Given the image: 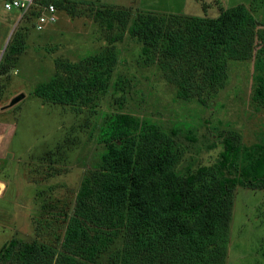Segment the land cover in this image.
<instances>
[{"label": "rangeland", "instance_id": "374dc122", "mask_svg": "<svg viewBox=\"0 0 264 264\" xmlns=\"http://www.w3.org/2000/svg\"><path fill=\"white\" fill-rule=\"evenodd\" d=\"M68 1L36 0L38 7L23 16L0 14L12 26L0 53V122L16 125L13 138L0 130V264L2 248L16 238L63 255L70 224L80 216L82 184L102 170L108 153L103 132L120 117L138 130L167 135L178 151L179 176L215 167L228 141L243 160V168L229 170L232 176L264 151L255 150L264 145V0ZM50 4L56 21L39 32L37 12ZM240 5L251 24L208 69L201 62L209 59L207 50L168 67L171 55L146 54L130 32L139 16L152 14L166 21L167 35L185 37L193 20H216ZM96 73L100 89H81L76 102L37 95L44 87L72 88ZM183 82L187 91L180 89ZM21 94L24 99L9 107ZM105 230L116 235L104 247L92 244L82 263L115 264L129 231L123 221ZM226 264H264L263 190L236 188Z\"/></svg>", "mask_w": 264, "mask_h": 264}, {"label": "trees", "instance_id": "16d2710c", "mask_svg": "<svg viewBox=\"0 0 264 264\" xmlns=\"http://www.w3.org/2000/svg\"><path fill=\"white\" fill-rule=\"evenodd\" d=\"M55 2L69 4L68 0ZM34 3L38 7L36 0ZM42 10L37 12L35 28ZM251 21L240 5L216 20H193L185 37L167 35L166 21L152 14L139 16L130 32L143 42L146 54L151 49L171 55L174 61L166 63L168 67L207 50L209 59L201 62L208 69L219 53L238 43ZM98 62L101 68L104 62ZM92 87H101L97 73L92 80L75 83L72 88L44 87L37 95L69 104L77 101L81 89L90 91ZM180 89L187 91L188 86L183 82ZM103 136L108 153L102 170L82 184L76 200L80 216L70 224L63 255L51 246L16 238L2 248V262L84 264L80 260H89L92 244L104 247L108 238L116 235L105 227L123 221L129 231L127 245L114 255L115 264H226L236 188L264 191V151L238 176H232L229 170L243 168V160L241 150L228 141L215 167L184 177L175 171L178 151L157 129L138 130L123 116L108 123ZM257 149L264 150V145Z\"/></svg>", "mask_w": 264, "mask_h": 264}, {"label": "built area", "instance_id": "2783aa9c", "mask_svg": "<svg viewBox=\"0 0 264 264\" xmlns=\"http://www.w3.org/2000/svg\"><path fill=\"white\" fill-rule=\"evenodd\" d=\"M34 0H2V9L6 12L27 14L34 7ZM56 21V8L54 5L43 7L38 19L36 29L42 31L46 25L53 24ZM4 187L0 184V194Z\"/></svg>", "mask_w": 264, "mask_h": 264}, {"label": "crops", "instance_id": "0c3cea01", "mask_svg": "<svg viewBox=\"0 0 264 264\" xmlns=\"http://www.w3.org/2000/svg\"><path fill=\"white\" fill-rule=\"evenodd\" d=\"M2 0L0 3V14L2 11ZM4 11V10H3ZM6 12V11H5ZM7 13H11V12H7ZM17 15V13H12ZM0 53L3 50L5 43L10 35L11 32V25L6 21L5 18H3L2 16H0ZM2 127L5 129L6 131V136H10L13 138V134L16 131V125L12 124V123H1L0 122V130L2 129ZM8 138V137H7Z\"/></svg>", "mask_w": 264, "mask_h": 264}, {"label": "water", "instance_id": "95a60500", "mask_svg": "<svg viewBox=\"0 0 264 264\" xmlns=\"http://www.w3.org/2000/svg\"><path fill=\"white\" fill-rule=\"evenodd\" d=\"M24 94H21L17 97H15L14 99H12L11 103L9 104V107L14 106L15 104H17L20 100L24 99Z\"/></svg>", "mask_w": 264, "mask_h": 264}]
</instances>
